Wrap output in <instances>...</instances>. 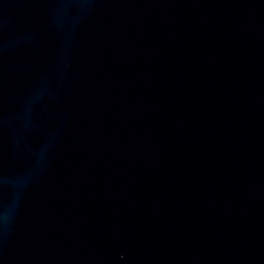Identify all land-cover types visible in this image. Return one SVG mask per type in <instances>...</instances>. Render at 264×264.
Segmentation results:
<instances>
[{"label": "water", "instance_id": "obj_1", "mask_svg": "<svg viewBox=\"0 0 264 264\" xmlns=\"http://www.w3.org/2000/svg\"><path fill=\"white\" fill-rule=\"evenodd\" d=\"M0 264H264V0H0Z\"/></svg>", "mask_w": 264, "mask_h": 264}]
</instances>
